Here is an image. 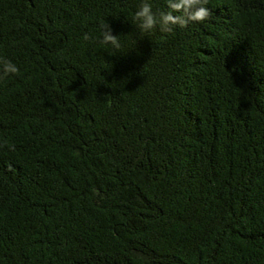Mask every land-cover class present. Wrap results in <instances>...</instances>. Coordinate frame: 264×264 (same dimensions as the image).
<instances>
[{
    "label": "trees",
    "instance_id": "obj_1",
    "mask_svg": "<svg viewBox=\"0 0 264 264\" xmlns=\"http://www.w3.org/2000/svg\"><path fill=\"white\" fill-rule=\"evenodd\" d=\"M139 3L0 0V264H264V0Z\"/></svg>",
    "mask_w": 264,
    "mask_h": 264
},
{
    "label": "clouds",
    "instance_id": "obj_2",
    "mask_svg": "<svg viewBox=\"0 0 264 264\" xmlns=\"http://www.w3.org/2000/svg\"><path fill=\"white\" fill-rule=\"evenodd\" d=\"M209 0H166L168 11L154 9L153 0H140L133 14V21L140 33H151L157 28L166 33H172L177 27L185 28L190 24L203 23L211 15ZM100 43L119 50L120 35L114 34L109 23L102 26ZM89 37L85 36V39ZM20 72L17 63L0 57V81Z\"/></svg>",
    "mask_w": 264,
    "mask_h": 264
}]
</instances>
